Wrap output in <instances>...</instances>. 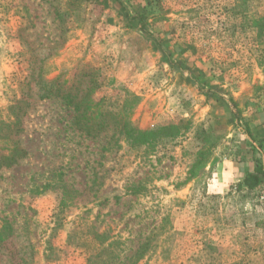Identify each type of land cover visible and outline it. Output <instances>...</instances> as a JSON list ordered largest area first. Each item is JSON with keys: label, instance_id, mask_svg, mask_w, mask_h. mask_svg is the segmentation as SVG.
Wrapping results in <instances>:
<instances>
[{"label": "rangeland", "instance_id": "374dc122", "mask_svg": "<svg viewBox=\"0 0 264 264\" xmlns=\"http://www.w3.org/2000/svg\"><path fill=\"white\" fill-rule=\"evenodd\" d=\"M262 14L264 0H0V114L34 73L126 104L140 129L177 126L149 144L86 136L62 99L33 97L27 155L0 171V264H87L92 226L125 253L150 238L136 264H264V193L214 191L221 95L199 88L219 85L235 116L264 108ZM198 64L212 78L190 85Z\"/></svg>", "mask_w": 264, "mask_h": 264}, {"label": "trees", "instance_id": "16d2710c", "mask_svg": "<svg viewBox=\"0 0 264 264\" xmlns=\"http://www.w3.org/2000/svg\"><path fill=\"white\" fill-rule=\"evenodd\" d=\"M135 17L136 15H133L131 20L133 21ZM140 20L141 18H139ZM250 21V26H264V14L256 18L253 17ZM262 72L264 75V66ZM58 80V76L46 79L41 74L31 73L25 84L26 89L21 90L18 98L13 97L6 106L4 115L0 114V171L13 167L27 155V151L20 143L19 136L24 130L23 117L27 114L28 107L32 105L31 99L33 97L38 100L62 99L64 104L72 108L74 112L75 128L86 136H98L100 133L111 129L131 144L139 145L149 144L161 136H172L173 130H177V126L174 124L157 126L153 129H140L129 120L130 110L126 104L123 106V110L101 108L99 103H89V89L86 88V91L79 95L77 89L73 90L71 85H64ZM130 97L134 101L137 99L133 94H130ZM236 118L239 120L241 117L237 114ZM244 129L250 136L247 125ZM262 184H264V163L261 162L256 165L253 172L245 175L239 184V188L243 187L247 191H252ZM92 228L94 229L91 232L92 239L88 240L87 246L79 245V248L84 249L82 252L87 264H136L142 258L143 252L150 242V238H148L139 244L135 251L125 253L126 247L121 248L124 242L120 241L119 238H110L105 234H98L95 227L92 226ZM3 229L10 231L11 227L6 223ZM3 229H1L0 239L4 233Z\"/></svg>", "mask_w": 264, "mask_h": 264}, {"label": "crops", "instance_id": "0c3cea01", "mask_svg": "<svg viewBox=\"0 0 264 264\" xmlns=\"http://www.w3.org/2000/svg\"><path fill=\"white\" fill-rule=\"evenodd\" d=\"M197 66L199 74L194 75L193 80L189 76L193 72H183L186 83L199 86L200 82H209L208 77L212 78L208 75L205 66L200 64ZM199 88L202 90L204 99L208 96L207 91H210V95H213L211 92H215L217 96L218 94L221 95V97L212 99L214 101L210 104L208 101L206 108L211 115L213 127L225 138L222 146L226 149L215 167L213 189L216 193H226L235 186L239 188V184L245 175L253 172L257 164L264 163V108L247 110L246 113L242 114V118L237 120L232 106L227 101L225 94L221 93L222 90L219 85L212 86V88L205 86L206 91H203L204 88L202 87ZM244 124L249 128L250 136L245 132ZM263 190L264 184L259 185L252 192L259 191L263 194ZM261 197L264 196L261 195Z\"/></svg>", "mask_w": 264, "mask_h": 264}]
</instances>
